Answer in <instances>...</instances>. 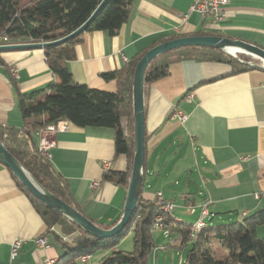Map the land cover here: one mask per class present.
Wrapping results in <instances>:
<instances>
[{
  "label": "crops",
  "instance_id": "1",
  "mask_svg": "<svg viewBox=\"0 0 264 264\" xmlns=\"http://www.w3.org/2000/svg\"><path fill=\"white\" fill-rule=\"evenodd\" d=\"M193 2L136 0L118 35L91 32L74 46L76 58L67 65L74 82L114 92L116 82H105L101 74L122 70L138 54L172 35L216 31L264 49V0H230L219 25L190 12ZM185 15L188 17L181 21L179 17ZM169 72L145 88L143 198L156 201V195L162 193L176 205L173 214L179 222L186 221L184 215L193 217L191 227L206 201H210L209 221L215 217L233 223L264 210V69L233 73L229 64L182 61L172 64ZM61 83L47 64L44 48L0 52V125L24 127L18 91L28 94ZM179 114L187 117L184 123ZM35 139L38 145V132ZM55 140L49 161L69 185L82 212L99 226L119 221L128 188L102 181L104 163L110 164L108 170L127 169L126 156L116 154L115 131L72 127L58 133ZM184 173L194 183V176L199 175L200 188H192L189 181L180 188ZM94 182L98 183L95 188ZM188 204L195 206V214L189 213ZM154 230L163 232L169 247L177 249L176 236ZM42 237L47 244L40 246L37 240ZM259 237L264 238V227L259 229ZM69 238L57 227L46 230L28 197L0 163V264H43L47 259L60 264L66 254L63 242ZM17 240L21 247L12 258ZM157 241L156 237L155 244ZM161 249L157 246L149 264H158ZM221 254L229 255L228 251ZM107 255L101 252L97 258L90 256L78 263L100 264ZM167 261L166 256L164 263L172 264Z\"/></svg>",
  "mask_w": 264,
  "mask_h": 264
},
{
  "label": "trees",
  "instance_id": "2",
  "mask_svg": "<svg viewBox=\"0 0 264 264\" xmlns=\"http://www.w3.org/2000/svg\"><path fill=\"white\" fill-rule=\"evenodd\" d=\"M102 1L30 0L26 5H21V0H0V45L23 42L48 43L67 37L86 23ZM135 1L109 0L85 32L66 44L44 48L49 68L62 83L51 84L45 89L28 94L17 90L24 127L16 129L0 125V140L7 150L40 185L83 215L85 214L76 204L65 179L49 160L40 155L35 134L61 120L70 122L71 128L113 129L116 154L126 156L127 169L124 172L105 171L102 181L128 188L134 156L133 76L138 61L148 51L138 54L120 71L101 74L105 82H116L117 89L114 92L92 89L75 83L67 65L75 60L74 46L82 44L87 33L106 32L112 37L118 35L122 26L128 22ZM187 36L222 35L216 31H201L186 36L172 35L157 45ZM3 37L8 41L3 42ZM241 59L245 63L252 61L246 56H242ZM182 61L229 64L233 68V73L255 69L216 49L186 47L157 57L147 69L146 87L166 78L170 73V66ZM145 144L147 146V133ZM3 166L41 216L46 230L58 227L65 236L71 237L70 241L63 242L66 254L60 264H79L81 257L93 256L97 252H108L100 264H149V257L157 248L153 231L158 215H162V223L169 235L178 238L177 249L181 250L192 244L184 264H264V238L259 237V229L264 227V210L231 224H210L191 239V223L179 222L170 214H162L154 200L143 198L146 187L144 176L138 206L127 227L114 238L98 239L85 233L76 224L36 199L11 171ZM117 222L100 227L109 229ZM128 233L133 235L134 250L116 251L117 245ZM217 245L223 252L228 251L229 255L216 257L214 247Z\"/></svg>",
  "mask_w": 264,
  "mask_h": 264
},
{
  "label": "water",
  "instance_id": "3",
  "mask_svg": "<svg viewBox=\"0 0 264 264\" xmlns=\"http://www.w3.org/2000/svg\"><path fill=\"white\" fill-rule=\"evenodd\" d=\"M108 1L109 0H103L94 14L86 21V23L67 37L48 43L0 45V52L19 49H40L66 44L79 34L86 31V29L93 22V20L96 18L98 13L107 4ZM186 47H204L216 49L237 60L238 62L247 64L249 66L250 63H245V61H243L241 57H250L252 60L258 61V64L252 62L253 67L264 68V49L262 47L245 41L234 40L223 36H187L166 41L150 49L138 61L134 71L132 87V105L134 119L133 164L123 214L117 224L113 227L106 229L98 226L87 216L83 215L74 207L45 189L7 150L1 140L0 162L11 171L15 178L30 192L31 195H33L47 207L58 212L59 214L76 224L85 233L98 239H110L118 236L127 227L137 209L144 182V173L146 166L145 78L147 69L157 57ZM231 51L234 53H231Z\"/></svg>",
  "mask_w": 264,
  "mask_h": 264
},
{
  "label": "built area",
  "instance_id": "4",
  "mask_svg": "<svg viewBox=\"0 0 264 264\" xmlns=\"http://www.w3.org/2000/svg\"><path fill=\"white\" fill-rule=\"evenodd\" d=\"M230 0H194L190 12H196L201 15V17L205 21H209L212 25H219L224 20V8L229 5ZM188 16H180L179 18L181 21H185ZM3 42H7L8 39L6 37L2 38ZM250 63V67H253V63ZM12 75L14 77H17V71L15 69L11 70ZM177 117L180 119L181 122H185L187 117L185 115L179 114ZM71 129V123L65 120H61L53 125H48L45 128L38 131L39 136V142H38V151L41 156L46 158L47 160H50V150L56 146V140L55 137L60 132H66ZM110 167V164L104 163L103 169L105 171H108ZM98 183L94 182L93 187H97ZM155 204L159 211L162 214H170L172 218L176 221L178 219L174 216V210L176 209V205L170 201L165 199L162 193H158L156 195V201ZM210 205L209 202H205L203 206H201V213L199 215L198 220L194 223V225L191 228V235L190 238L194 239L201 231L206 229L208 227V223L206 222V217L209 216L208 212V206ZM187 209L191 215L196 213V208L193 204H188ZM163 217L162 215H158L156 217V222L154 225V229H159L165 231L166 234L168 232L165 230V227L162 223ZM52 230H54L52 228ZM37 244L42 246L47 244L46 238H39L37 240ZM21 247V241L17 240L12 245V258H14L19 249ZM90 258V256H84L79 259V261H87ZM43 264H59L56 260H50L47 259L43 262Z\"/></svg>",
  "mask_w": 264,
  "mask_h": 264
},
{
  "label": "rangeland",
  "instance_id": "5",
  "mask_svg": "<svg viewBox=\"0 0 264 264\" xmlns=\"http://www.w3.org/2000/svg\"><path fill=\"white\" fill-rule=\"evenodd\" d=\"M30 0H21V5H26ZM251 62L253 63H257L256 61L252 60ZM194 168L196 169V167L194 166ZM194 169V170H195ZM187 174L184 173L182 176H180L179 178V183H180V188H183L186 186V184L188 183V178H187ZM191 181V179H190ZM191 187L196 189L197 188L195 186H197L198 188H200L201 186V180L199 178V175H195L194 176V182H190ZM196 184V185H195ZM184 217L186 218L185 220L189 223L192 222L193 217L192 216H187L184 215ZM215 218V217H214ZM212 219L211 221H209V219H207L206 217V222L210 225H222V224H231V222H229V220H221L219 221L218 219ZM58 228V227H57ZM153 236L154 239L156 240V237L158 239V243L156 244V246H159V248H163L161 250H159L157 253L159 254V260H158V264H165L164 262L166 261V256L168 257V261L167 262H171L172 264H184L185 261L187 260L189 251L192 247V244L190 243L188 246L184 247L183 249L179 250V249H175V248H171L169 247V245H171L169 243L170 240H168V238L163 235V232H158V231H153ZM71 239V237L69 238ZM165 247V250H164ZM117 251H124V252H132L134 250V243H133V235L132 233H128L126 234L123 239L119 242V244L116 247ZM214 253L216 254V257L220 258L222 257V249L217 245L214 247ZM101 254V252H97L93 255L94 258L99 257V255ZM168 264V263H166Z\"/></svg>",
  "mask_w": 264,
  "mask_h": 264
},
{
  "label": "bare ground",
  "instance_id": "6",
  "mask_svg": "<svg viewBox=\"0 0 264 264\" xmlns=\"http://www.w3.org/2000/svg\"><path fill=\"white\" fill-rule=\"evenodd\" d=\"M231 53H234V52L231 51Z\"/></svg>",
  "mask_w": 264,
  "mask_h": 264
}]
</instances>
